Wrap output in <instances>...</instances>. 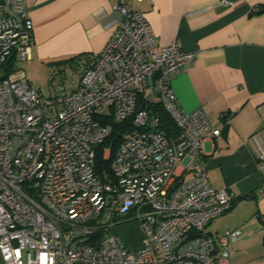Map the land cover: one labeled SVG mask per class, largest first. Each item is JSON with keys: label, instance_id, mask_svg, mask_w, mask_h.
<instances>
[{"label": "built area", "instance_id": "2783aa9c", "mask_svg": "<svg viewBox=\"0 0 264 264\" xmlns=\"http://www.w3.org/2000/svg\"><path fill=\"white\" fill-rule=\"evenodd\" d=\"M113 8L116 28L102 51L57 67L48 93L21 68L0 77L1 264H229L228 245L241 229H208L233 200L206 172L204 143L220 130L201 109L178 108L170 85L195 54L176 40L159 44L129 0ZM32 27L26 0H0V70L11 55L30 60ZM154 103L172 118L175 137L160 132L159 113L148 107ZM221 116L228 124L231 113ZM128 119L133 129L103 180L95 150ZM253 139L264 173V128ZM129 220L142 233L135 250L110 233Z\"/></svg>", "mask_w": 264, "mask_h": 264}, {"label": "crops", "instance_id": "0c3cea01", "mask_svg": "<svg viewBox=\"0 0 264 264\" xmlns=\"http://www.w3.org/2000/svg\"><path fill=\"white\" fill-rule=\"evenodd\" d=\"M219 1L129 0V6L145 15L159 44L176 40L195 54L170 85L178 108L201 109L220 130L204 143L206 172L211 185L227 187L233 200L208 229L213 235L241 229L228 245L229 264H264V173L257 168L253 139L264 128V0H234L229 6ZM114 2L26 0L33 45L25 63L98 55L116 28ZM224 112L231 113L228 124Z\"/></svg>", "mask_w": 264, "mask_h": 264}, {"label": "trees", "instance_id": "16d2710c", "mask_svg": "<svg viewBox=\"0 0 264 264\" xmlns=\"http://www.w3.org/2000/svg\"><path fill=\"white\" fill-rule=\"evenodd\" d=\"M78 57L79 56L76 55L73 57H69L67 59L51 62L49 64H55L58 65L59 67L61 65L72 62ZM16 62H17V58L15 57V55H11L2 66L0 70V77L2 78L8 77L12 72H14L15 68L17 67ZM139 104L140 102L138 101V105ZM148 107L156 110L159 113L160 123L158 128L160 132H162L167 137H175L178 132V129L175 123L173 122L172 118L168 114V112L165 111V109L161 105V103L150 104L148 105ZM132 129H133V125L131 119L113 124L111 134L95 150L93 166L95 172H97L103 178V180L107 181L111 178V162L115 155L116 149L118 145L122 142L125 135L128 132H130ZM105 146L110 147V155L107 159L103 157V148Z\"/></svg>", "mask_w": 264, "mask_h": 264}, {"label": "rangeland", "instance_id": "374dc122", "mask_svg": "<svg viewBox=\"0 0 264 264\" xmlns=\"http://www.w3.org/2000/svg\"><path fill=\"white\" fill-rule=\"evenodd\" d=\"M16 66L25 70L26 76L30 83L39 89H42L45 93L49 91V85L53 83V72L57 69L58 65L46 64L41 65L37 63L27 64L24 61L17 59ZM73 69L69 68L65 74H63L66 80V84L73 80ZM123 232V234H122ZM110 233L116 235L120 241L128 246L130 249L135 250V245L139 240H142V233L139 228V224L135 220L124 221L115 224L111 229ZM117 233V234H116ZM122 234V235H120ZM126 239H122V236ZM1 264V261H0Z\"/></svg>", "mask_w": 264, "mask_h": 264}]
</instances>
